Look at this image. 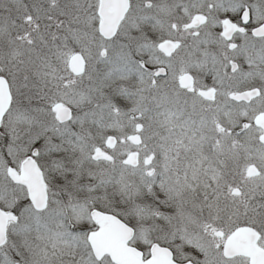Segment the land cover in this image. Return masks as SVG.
Returning <instances> with one entry per match:
<instances>
[{
	"label": "snow or ice",
	"instance_id": "6c2138e0",
	"mask_svg": "<svg viewBox=\"0 0 264 264\" xmlns=\"http://www.w3.org/2000/svg\"><path fill=\"white\" fill-rule=\"evenodd\" d=\"M0 264H264V0H0Z\"/></svg>",
	"mask_w": 264,
	"mask_h": 264
}]
</instances>
